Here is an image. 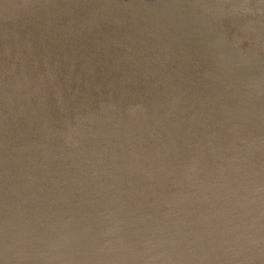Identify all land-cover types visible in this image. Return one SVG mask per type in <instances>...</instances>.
<instances>
[{
    "label": "water",
    "instance_id": "95a60500",
    "mask_svg": "<svg viewBox=\"0 0 264 264\" xmlns=\"http://www.w3.org/2000/svg\"><path fill=\"white\" fill-rule=\"evenodd\" d=\"M0 264H264V0H0Z\"/></svg>",
    "mask_w": 264,
    "mask_h": 264
}]
</instances>
